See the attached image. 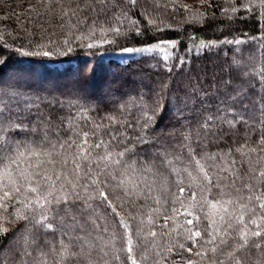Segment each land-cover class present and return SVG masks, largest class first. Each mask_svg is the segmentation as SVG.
Segmentation results:
<instances>
[{
	"label": "trees",
	"instance_id": "obj_1",
	"mask_svg": "<svg viewBox=\"0 0 264 264\" xmlns=\"http://www.w3.org/2000/svg\"><path fill=\"white\" fill-rule=\"evenodd\" d=\"M245 2L138 0L133 7L127 0H106L105 5L96 0H60L51 6L42 0H0V103L7 104L6 114L19 115L16 123L28 126L25 130L9 128L0 133L5 139L12 143L43 140L45 124L38 120L40 114L50 121L48 135L52 142L66 139L72 134L70 131L62 132L59 137L57 131L68 125L69 116H76L78 108H69V104L78 105L79 110L87 109L89 120L97 123H107L102 119L105 116H117L125 122L120 130L126 131L129 138L139 135L145 113L152 116L150 126L144 130L148 143L132 141L134 151L128 160L137 168L131 173L137 191L125 197L127 203L116 199L117 195L124 196V190L115 188L116 182L104 175L99 179L113 185L112 189L103 190L114 200L115 213L100 199L88 201L95 211L84 212L81 210L84 202L80 200L67 215L57 208L50 217L54 219L49 230L33 222L17 220L11 214L21 206L9 202L5 215L11 222H4L8 231L0 233V264H32L33 258H39L42 252L48 254L46 259L50 264H55L61 241L69 245V252L81 253L79 257L66 258L63 264H104L110 260L114 248L126 246V237L149 249V259L143 264L156 261L184 264L186 259H199L178 246L188 243L182 234L184 228L192 227L186 224L192 216H177L182 227L169 221L168 227L161 228L165 215H171L173 207L180 208L179 203H172L171 196L172 193L181 195L178 181L186 191L197 192L199 199L198 188L195 185L188 188L192 179L184 171L186 167L192 170L186 147L189 143L202 156L218 154L215 160L202 161L206 169L212 165L213 183L217 185L214 193L223 188L229 194L225 199L256 208L255 201H248L250 189L243 185L247 183L254 186L253 190L264 192V180L258 181L254 178L258 177V171L250 170L264 167V161L256 163L264 155L259 150V142L264 137V15L261 14L264 8L257 6L250 11L243 7ZM232 7L237 9L235 13L231 12ZM61 9L69 11L63 20L59 18ZM71 9H76L77 14L72 15ZM225 9L229 11L225 13ZM122 12H127V18L121 17ZM117 17L123 20L122 31H127L132 21L137 22L127 37H114L100 30V26L105 29L119 26L121 20ZM94 25L96 31L91 32ZM105 37L116 39L117 43H105ZM65 40L70 41V46L64 44ZM236 40L241 43L236 44ZM160 41L175 42L174 46L161 45L170 54L167 59L159 49L146 51ZM89 43L97 46L89 48ZM124 48L140 51L128 53ZM45 51L49 55H43ZM29 102L31 107L27 106ZM218 113L229 118L243 117L248 125L238 123L235 128H229L225 124L223 134L214 128L216 135H209L206 141L203 136L197 137V132H203L201 125L207 116ZM76 123L84 125L86 121L77 119ZM32 127L41 131L33 133ZM189 133L191 140L186 141L184 136ZM246 140V155L241 156L234 149ZM248 146L257 151L247 152ZM224 154L227 156L222 159ZM233 159L237 161L234 168ZM145 165H150L152 170L145 172ZM216 165L229 171H221ZM91 194V186L87 191L81 190L84 197ZM190 202L185 199L186 204ZM206 211L207 208L193 210L194 215L201 216ZM248 215L245 213V220ZM121 217L128 225L126 235L125 229L119 226ZM149 220L153 223L149 224ZM207 224L208 220L203 219L200 227ZM249 227L255 229V225ZM171 228L176 231L171 232ZM149 231L156 232L157 236H147ZM114 232L118 233L115 240ZM213 246L205 245L206 248ZM169 247L173 248L172 252L167 251ZM101 249L109 256H104ZM25 250L32 256L23 255ZM231 250V246L224 245L216 253L207 252L202 264H211L212 259L230 264L227 253ZM249 254V264L264 260V255L254 248ZM110 264L121 262L110 261Z\"/></svg>",
	"mask_w": 264,
	"mask_h": 264
},
{
	"label": "snow or ice",
	"instance_id": "obj_2",
	"mask_svg": "<svg viewBox=\"0 0 264 264\" xmlns=\"http://www.w3.org/2000/svg\"><path fill=\"white\" fill-rule=\"evenodd\" d=\"M48 6L55 3H59L60 0H42ZM100 5H105L106 0H96ZM128 4L135 7L138 0H127ZM230 3H235V0H228ZM90 4H86V7H90ZM259 6L264 8V0H246L243 7L252 11ZM96 10V9H93ZM101 11L104 9L101 8ZM54 11V10H53ZM229 10L225 9V13ZM237 9L231 8V12L235 13ZM72 15L77 14L76 9H71ZM40 13H37L39 15ZM264 15V13H261ZM69 15V11L63 9L60 10L59 18L63 20ZM121 17L127 18V12H122ZM121 17H117L121 20L119 26H112L107 29L100 26L102 32H108L113 34L114 37H127L128 31H131L136 25V21L131 22V26L127 31H122L123 20ZM82 23V21H80ZM149 23L154 21L149 20ZM76 25H73L75 27ZM91 32L96 31L95 25L90 29ZM139 32V29L136 28ZM82 39V37H78ZM105 43H117L116 39L108 40L104 38ZM229 43H232L229 41ZM236 44H240V40L235 41ZM65 45L70 46V41L65 40ZM161 45L174 46V41H160L159 44L153 45L152 48L146 49V51H153V49H159L161 52H165L164 59L168 58L169 53H166L165 49ZM97 45L95 43H89L87 47L93 48ZM124 52L140 51L139 49L124 48ZM43 55H49V52H43ZM15 99V97H12ZM55 103V101H54ZM28 107H31V102L28 103ZM60 106L63 107V102H60ZM7 104L0 103V133L7 132L9 128H19L21 130L27 129V125L23 123H16L19 120V115H9L5 113ZM77 107L78 111L76 116H69L67 118L68 125L61 127L57 131L59 137L62 132L70 131L72 134L67 136L64 140H57L52 142L49 138L50 128L48 125L50 121L45 120L43 115H38V120L45 124L44 137L41 141L31 140L27 143L18 142L12 143L5 139L3 135H0V233L7 232L8 229L3 226L4 222H11L8 220L7 213L9 202L20 205L16 211L11 215H14L17 220H25L39 224L46 229H52L53 223L50 217L53 212L63 211L66 215L76 207V202L83 200L84 212L93 208L90 200L100 199L101 203H107V206L113 208V212H116V208L113 207L114 200L108 192H105L104 188L112 189L113 185L104 180L99 179L101 175L105 177H111V181H115V188L124 190V196H116L117 200H122L127 203L125 197L136 194L135 178L131 176L132 172L137 170L133 164L129 163V154L133 153L134 145L132 141L136 143L146 144L148 140L145 138L144 130L150 126L152 116L145 113V122L142 126H139V135L129 138L126 131L120 129L124 127V123L115 115H108L102 119L107 123H97L94 119L89 120L86 115L87 109L79 110V106L75 104H69V108ZM229 112L231 109L228 110ZM54 119V117H53ZM77 119L86 121L84 125L76 123ZM6 122V123H5ZM64 121L62 119L61 124ZM139 123V122H138ZM238 123H243L246 126L248 121L243 117L236 119L235 117L229 118L228 115L218 113L217 115H209L201 125L203 132H197V137L203 136L204 140H207L209 135H216L213 129H218L223 134L222 126L228 125L229 128H235ZM75 125V126H73ZM119 125V127H117ZM131 127V125H128ZM33 133L41 131L38 127H32L30 129ZM186 141L191 140V133L184 136ZM246 143L240 144L234 149L235 152L240 153L241 156L246 155ZM260 152L264 153V137L260 140ZM189 149V164L192 166V170L186 167L185 172L192 179V183L188 185L191 189L195 185L199 190V199H197L198 193L194 191H186L181 186L182 182H177L180 196L172 193V203H179L180 208L184 211L181 212L180 208L173 207L171 209V215H165L164 224L161 228L168 227V222L172 221L176 227H182L180 221H177V216H192L193 219H187L186 224L192 225V227L184 228L183 238L188 243H179V248L185 252H188L191 256L199 259H186L184 264H202V261L206 258L207 252L216 253L221 250V246L229 245L232 250L227 253V259L230 264H249L251 255L249 254L251 249H256L261 255H264V192L254 189V186H250L247 183L243 185L245 188H249L251 194L248 196L249 202H256V208L250 207L249 204L238 203L237 200L224 197L229 194L221 188L219 193H214L213 188L217 187L213 183L214 173L211 172L212 165H209L206 169L205 164L202 161L215 160L218 154H209L202 156L192 150L191 143L187 144ZM122 150H118L121 149ZM102 150V151H97ZM230 152L232 149L229 150ZM256 148L251 146L247 147V152H255ZM227 154H224L221 158H226ZM59 157V159H58ZM179 158V157H178ZM166 160V157H165ZM264 161V155H261L256 161L257 164ZM171 164V161H167ZM237 161L233 159L231 166L234 168ZM251 163V162H249ZM71 165V167H69ZM95 165V167H93ZM103 165V167H101ZM221 171H229L228 168L216 165ZM145 172L152 170L150 165L143 167ZM253 173L258 171L259 180H264V167L259 170L255 167L250 169ZM115 172V175L113 174ZM238 179L240 177H237ZM83 181V182H82ZM128 185H133L129 188ZM91 186V192L93 194L84 197L81 195V190L87 191ZM229 185L227 187H232ZM240 191L239 188L236 189ZM219 196V198H217ZM181 197H184L182 199ZM185 199L191 201L185 203ZM242 199V198H241ZM159 203V201H157ZM231 205V209L229 208ZM98 207V206H97ZM207 208L208 211L201 215H194L193 210H203ZM155 211L159 212V209ZM245 213H248V219L245 220ZM58 214V213H57ZM119 215V213H116ZM37 216L39 219H37ZM203 219L208 220V224L204 227H200V222ZM195 221V223H194ZM259 221V223H258ZM95 223V221H93ZM153 221L149 220V224ZM249 225H255V229L249 227ZM119 226L125 229V235L127 234L128 225L126 220L121 217ZM107 231V229H105ZM171 232H175L176 228H171ZM164 233H161L163 235ZM118 236V233H113V240ZM136 236H140V232L137 231ZM147 236L155 237L157 233L149 231ZM219 237V243H216ZM253 238H259L254 240ZM147 243V241H145ZM61 247L57 250L59 259L55 261V264H63L66 258H76L81 255L75 251L69 252V245L60 242ZM205 245H214L211 248H206ZM143 248V251H141ZM248 250V251H246ZM104 252V256H109L107 251L101 249ZM168 252H172L173 248L169 247ZM149 249L143 247V245L134 243L131 237H126V246L113 249L110 260H105L104 264H110V261L121 262V264H143L144 261L149 259ZM25 256H32V253L25 250L23 253ZM121 254H124L123 256ZM47 253H41L39 258H33L32 264H50L46 259ZM155 264H159L156 261ZM211 264H224L223 260H211ZM255 264H264V260L257 259Z\"/></svg>",
	"mask_w": 264,
	"mask_h": 264
},
{
	"label": "rangeland",
	"instance_id": "obj_3",
	"mask_svg": "<svg viewBox=\"0 0 264 264\" xmlns=\"http://www.w3.org/2000/svg\"><path fill=\"white\" fill-rule=\"evenodd\" d=\"M206 88L209 89L210 87L208 85H206ZM168 144L171 143V141H167ZM75 229V228H74ZM77 229V228H76Z\"/></svg>",
	"mask_w": 264,
	"mask_h": 264
}]
</instances>
